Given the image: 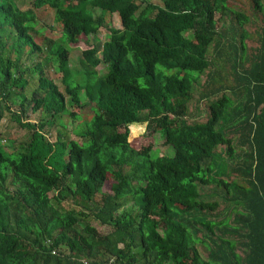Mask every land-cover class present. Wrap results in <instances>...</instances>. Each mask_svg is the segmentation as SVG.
<instances>
[{
  "label": "trees",
  "instance_id": "1",
  "mask_svg": "<svg viewBox=\"0 0 264 264\" xmlns=\"http://www.w3.org/2000/svg\"><path fill=\"white\" fill-rule=\"evenodd\" d=\"M25 1L0 0V121L7 113L23 131L0 130V264H264L263 0ZM41 8L60 38L37 41ZM101 28V58L94 46L70 67L68 42ZM210 47L229 77L211 69ZM198 88L219 96L189 123ZM70 107L89 116L80 141L66 133L63 117H81ZM135 126L173 154L135 149ZM218 195L222 214H200L217 211Z\"/></svg>",
  "mask_w": 264,
  "mask_h": 264
},
{
  "label": "rangeland",
  "instance_id": "2",
  "mask_svg": "<svg viewBox=\"0 0 264 264\" xmlns=\"http://www.w3.org/2000/svg\"><path fill=\"white\" fill-rule=\"evenodd\" d=\"M137 3H141V6H143V1H149L151 3L154 4H161L162 0H136ZM263 4H264V0H263ZM235 5L238 6H242L245 10L247 14L252 15L251 9L249 8V5L247 3H243V2H237L235 3ZM31 6V3L29 2V0H26L24 2V4H22L20 7L21 8H28ZM36 16H37V22L35 23V29L40 30V34H35L34 36L36 37L38 42H41L42 37H47L53 40H56L58 38H60L61 36V29L59 24L54 20V12L51 9H37L36 10ZM218 17V15H217ZM260 19V16L257 17L256 22L258 23ZM110 21L112 23V25L115 28H120V21H119V17L118 15L112 14ZM225 27L229 24V16H227L225 18ZM251 28V27H250ZM106 34L107 32L105 31V29L101 28L95 35H91L89 37L86 36H80L79 39L75 42H68L67 47L70 48V52H69V66L75 68V66L78 67L79 64V60L82 58L81 52L83 50H87V49H91L92 47L96 46V52L94 54V56L96 58H101V46L102 43L106 40ZM64 45H66V41L64 43ZM210 51V56L212 58V60L215 62V66H213L211 69L214 70H218L216 75H221L223 76L222 79H225L228 76V71L226 70V67L228 66L226 63L222 62V60L218 59L215 55L214 52L212 51V47H210L209 49ZM224 51V48L222 49V52ZM95 70L98 72L99 75L103 74L106 72V68H105V64L104 63H100ZM50 75L55 78L56 83L60 84V73H56L51 71ZM226 76V77H224ZM206 78V74H202L200 76V83L202 84L203 81ZM219 79V78H218ZM61 87V85H60ZM200 92H201V88H198L197 91H195L193 93L192 99L189 102L188 105V113L187 116L185 118V120L189 123L194 122V121H198V122H202L205 121L208 117V101L217 98L219 95H215L212 97H209L208 99L205 98H200ZM70 109L73 110V112H77L79 113V108L77 109V107H70ZM85 111H81V117L79 119H72L70 116L65 115L63 117V122L66 125V133L68 135V137L70 139H74V140H78L80 141V138H78L75 134V131L80 129L82 127V124L87 121L89 119V116L87 114H85ZM40 114L39 112L36 113H31L30 114V119L32 121H35L37 119H39ZM225 124V120H223L220 125L218 126V128L223 129ZM7 130L9 137L11 138H19L22 134L23 131L20 130L15 123H12L9 121L8 119V114L5 113V115L2 117L1 121H0V130L4 131ZM224 130V129H223ZM56 134V129L53 130L50 134L51 139H54ZM237 132L234 133H230V136H232L234 138V140L237 139ZM129 141L130 144L135 148V149H145L148 146L151 147V153L153 155H172L173 154V149L171 148V146L169 145H165L164 144V139L162 138V136L160 135L159 132L156 133H147L146 131H144V128L142 126H135V127H131V133H130V137H129ZM5 141H2V144H5L4 149L6 151H10V148H8L7 143H4ZM217 150H221L222 151V159L225 158L226 155L223 154V146H219L217 148ZM221 169H223L222 171H220ZM215 170L219 173L220 176H224V170L225 168L222 167V165L220 167H215ZM227 171V170H226ZM224 173V174H223ZM226 177V176H225ZM229 179H234V176L229 177ZM109 189V182H107L104 186V190H108ZM211 190V188H210ZM216 199L218 200L219 206L217 208V211L214 213H210L207 214L206 212H200V214L203 215H207L209 217H216L217 215H221L222 214V210L224 209V206L227 204V202L223 201L221 199V196L218 195L216 197H209V200H213ZM65 206L68 207V203L64 204ZM129 207H134L132 205V200L131 199H127L125 204H124V208H129ZM231 219V218H230ZM101 231H106L107 228L105 227H100ZM216 233L219 234V231L216 230ZM202 235V233H198V236L200 237ZM226 237L231 238V237H235V236H229L226 235ZM201 245V244H200ZM198 246L200 248H202L201 246ZM200 253L202 255L203 258L206 257L207 251L204 249H200ZM239 253H242V251L240 249H238Z\"/></svg>",
  "mask_w": 264,
  "mask_h": 264
}]
</instances>
